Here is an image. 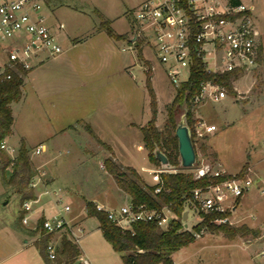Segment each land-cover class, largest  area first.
I'll return each mask as SVG.
<instances>
[{
    "label": "rangeland",
    "instance_id": "1",
    "mask_svg": "<svg viewBox=\"0 0 264 264\" xmlns=\"http://www.w3.org/2000/svg\"><path fill=\"white\" fill-rule=\"evenodd\" d=\"M140 1L142 0H42L44 11L53 9L58 20L65 23V31L58 32L64 51L59 54L63 58L51 57L39 70L31 72L35 80L42 77L43 81L37 84L33 78H28L24 85L25 100L14 104L16 122L13 128L19 138L17 144L21 145V135L25 137L30 156L34 158L48 156L52 158L53 163H62L66 158L74 156V150L69 144L64 148L51 147L41 154L34 152V144L44 133H49L50 136L69 124L73 126L69 130L74 131V135L77 134L75 140L81 141V134L78 132H89V127L86 125L88 121L82 119L86 117L91 119L93 116L94 107L91 100L83 101L84 96L88 97L84 92L89 90V92L94 91L98 97L101 95L99 98L107 99V107L104 109H107L110 126L114 127L116 132L108 130L104 139L113 143L132 142L131 152L137 164L139 166L149 164L146 150H140L136 142L134 144L136 138L131 137L132 133L128 130L126 121L130 113L137 120L135 114L140 116L142 112L144 119L151 117V97L147 85L148 75L151 74L152 86L158 99L157 122L160 128H164L167 105L173 99L176 87L145 41L135 44L130 40L133 34V16L130 8ZM245 1L255 6L253 16L260 32L261 51L258 65L252 71L241 73L234 86L236 84L243 91L250 89L248 92L237 93L236 96L227 92L229 97L219 101L208 100L202 104L200 111L203 117L209 123L216 124L217 129L210 137L198 139L196 146L198 164L207 162L215 166L218 160L219 167L223 166L231 174L246 171L253 164L256 174L251 171L253 169L249 168V171L255 181L250 191L244 195L243 203L237 206L234 214L236 222L233 225L247 224L258 230V233L256 236L250 233L229 239L223 233L204 229L194 242L172 254L174 264L264 263V257L260 254L264 247V192H262L264 189V0ZM101 15H104V19L109 20L111 27L123 36L115 38L107 33V38H104L105 32L99 34ZM75 38L78 39L76 45L72 40ZM103 38L107 39V50L104 49ZM67 56L68 61H65ZM68 75H72L73 82L77 81L81 93L78 92L79 89L75 91L64 84ZM89 86L94 87L95 90H91ZM36 87L41 90L38 94ZM116 134L122 137H114ZM87 135L88 140L82 138V141L90 148L92 154H78V157H75L79 160L76 159L73 163L74 182L68 184L59 181L55 187H49L50 190L58 188L62 190L64 196L62 202L50 194L41 196L42 201L50 196L52 203L55 201L57 204V211L62 204L69 203L71 209L64 212L69 221L81 211L87 213L84 207L86 200L106 202L118 207L125 198V194L117 189L114 179L106 170L104 155L100 150L99 153L93 151L95 147L103 148L107 156L113 157L110 155L111 150L108 147H101L97 139ZM43 140L49 142V139ZM202 144H205V149L202 148ZM18 148L15 147L12 151L15 156ZM115 161L127 167L119 158ZM245 164L247 166H244ZM159 166L161 165H157ZM179 167L183 166L180 164ZM3 177L5 174L0 171V189L4 186ZM65 188L69 191L67 194ZM7 190L9 193L6 199L0 203L3 216L14 220L17 226H20L21 195L15 190ZM7 199L9 201L4 203ZM34 205L36 206L37 203ZM182 221L184 227L192 231L199 218L193 209H189L188 218ZM84 225L87 229L95 231L94 234L97 233L102 237L96 216L86 217ZM96 242L94 237L82 244L84 250L93 258L92 264H124L122 253L116 251L108 240L105 253L103 249L97 248Z\"/></svg>",
    "mask_w": 264,
    "mask_h": 264
},
{
    "label": "built area",
    "instance_id": "2",
    "mask_svg": "<svg viewBox=\"0 0 264 264\" xmlns=\"http://www.w3.org/2000/svg\"><path fill=\"white\" fill-rule=\"evenodd\" d=\"M254 10V4L245 0H142L132 10L133 34L130 40L135 44L145 41L175 87L189 79L198 61H202L206 70L213 73L252 71L258 65L261 51ZM58 25L61 29L65 28L62 21ZM0 46L4 54V57H0V76L7 78L11 77L12 70L29 72L43 60L57 56L64 50L58 33L44 11L42 0H0ZM226 96L227 90L219 82L211 79L201 82L200 92L192 98L197 140L217 128L216 124L209 123L199 114L200 106L208 100L219 101ZM1 147L12 157L15 156L12 154L14 149L4 141ZM44 151L45 143L34 148L37 154ZM193 168L195 178L207 176L210 181L189 192L188 215L189 209H193L199 221L204 218V214H215L212 219L214 223L233 225L239 200L250 191L255 181L250 167L243 173H230L228 177L227 171L214 168L207 162L198 164L197 161ZM176 170L174 165L167 167L162 163L148 170L154 181L151 184L155 186L154 193L164 188L161 173ZM44 173L41 170L36 173L30 185L34 187L36 178ZM124 193V202L118 207L95 202L96 208L104 211L124 231L134 233L136 222L156 223L165 228L175 218L168 205L157 208L145 202L134 203ZM36 199L22 202L24 223L28 222L29 212ZM57 200L62 202V198ZM70 209L71 205L65 203L53 215L43 218L45 234H52L46 244V252L51 260L56 259L64 235L78 243L84 233L82 224L66 218L64 212ZM57 235L60 241H57ZM260 254L264 257V247Z\"/></svg>",
    "mask_w": 264,
    "mask_h": 264
},
{
    "label": "trees",
    "instance_id": "3",
    "mask_svg": "<svg viewBox=\"0 0 264 264\" xmlns=\"http://www.w3.org/2000/svg\"><path fill=\"white\" fill-rule=\"evenodd\" d=\"M101 16L102 21L99 24V28H104L112 37L119 38L123 36L115 33L109 21L105 20L103 15ZM27 73L28 71L20 69L12 70L10 78L0 76V162L3 163L2 169L7 183L18 190L21 194L22 202L26 199L37 198L34 187L30 185L31 180L37 173L30 156V149L22 140L16 156L12 157L1 147V143L13 132L15 118L12 103L20 101L23 97V84ZM240 75L241 71L239 70L221 73L209 72L202 61L196 62L189 79L176 87V93L167 105V118L164 128H160L157 124L158 99L152 86L151 74L148 75L147 85L151 97L152 115L149 121L141 127L144 145L148 150V157L153 163L161 165V161L155 155V149L159 148L167 155L169 162L177 170L162 172L164 188L159 193H154L155 186L146 183L133 166L123 167L112 156L106 157L104 163L106 170L113 176L118 187L126 192L134 203L145 202L149 206L157 208L168 205L174 212L175 218L165 228L159 227L156 223L136 222L134 223L135 232L132 233L129 230L124 231L104 211L98 210L94 201L86 202L88 215L98 218L105 238L116 251L122 252L124 264H173L172 254L194 242L204 229L223 233L229 239H235L237 236L250 233L254 236L257 235L258 230L249 227L247 224L235 226L228 223H214L212 219L215 214H204V218L194 225L192 231L186 229L182 221L184 211L187 208L189 192L197 186L207 184L210 178L207 176L195 178L192 168L179 167V146L176 135L178 119L184 111V104L186 103L188 106L186 120L191 128L193 142L197 150L194 128L196 118L192 111V98L200 92L201 82L209 79L215 80L224 86L230 95L236 96L238 92L235 89L234 80ZM89 129L92 131L90 127ZM107 147L111 150L109 145ZM202 148H206L205 144H202ZM9 166L12 167L10 172L7 171ZM244 166H247V164ZM243 172L240 171V173ZM230 175V173H227L226 177ZM43 218L39 222L42 229ZM51 238V233H44L38 241L40 252L47 263H75L80 255V249L78 244L66 235L61 239L56 259L51 260L48 258L46 244Z\"/></svg>",
    "mask_w": 264,
    "mask_h": 264
},
{
    "label": "crops",
    "instance_id": "4",
    "mask_svg": "<svg viewBox=\"0 0 264 264\" xmlns=\"http://www.w3.org/2000/svg\"><path fill=\"white\" fill-rule=\"evenodd\" d=\"M139 3H137L136 5H133L130 8V13H132V10L134 9V7L137 6ZM46 13L49 16V20L52 23L53 28L55 29V32L61 33V31H65V28L64 29L59 28L58 23L61 21L58 20L56 13L53 9H48V11H46ZM113 29H114L115 33L122 35V33L116 31L115 28H113ZM98 32H99V34H103V32H105L106 36L104 35V38L105 37L107 38V31L104 28H99ZM72 40L74 42V45L78 44L77 43L78 39L75 38ZM106 40L104 42V49L105 50H107V41ZM261 43L262 42L260 40V44ZM105 52L107 53V51H105ZM0 57H4L3 51L1 50V46H0ZM54 57H55V59L56 58L57 59L63 58L61 55H57ZM49 58H51V57H49ZM49 58L43 60L41 63H39L37 66H35L32 70H30L27 73V75L25 76L24 84H23V97L21 98V100H25V94H24L25 83L28 81V78L29 79L33 78V75H31V72L33 70H36V69L39 70V68ZM67 58H68V56L65 57V61H68ZM33 80L37 84H40L43 81L42 77L37 78V80H35L33 78ZM235 81H236V79L234 80V82ZM72 82H73L72 75L71 76L68 75L64 84L66 86H70L72 89H75V91H78V89H79L78 92H80V87H79V84L77 83V81H74L73 83ZM86 82H88V81H86ZM61 84H62V82H61ZM94 84H95V82L93 81V85ZM89 87H91V90H95L94 87H92V86H89ZM235 87H236V90L238 93L248 92L250 89V88H248V89H246V91L240 90L236 86V84H235ZM39 91H41L40 88L36 87V92H37L36 94H38ZM84 94L87 95L88 97L84 96L83 101L89 102L91 100L90 102H92L94 108L92 111L93 116H91L92 120L89 117L83 118L82 120L86 119L88 121V123L86 125L88 127H90L92 129V131H90V129H89V132L87 131V133L79 131L78 133L81 134L80 135L81 141H76L75 139H76L77 134L74 135V133H73L74 131L69 130L70 127H73L72 124H69L68 126H63L59 130L53 132L50 136H49V133H44L41 136L42 138L34 144V147H36L40 143H45L46 144V151H48L51 147L64 148L65 146H67L69 144V146L74 150V156L66 158L62 163H59V162L53 163L52 158H50L48 156H43V157H39V158H34V156L33 157L31 156L32 161L34 163V166L37 170V173L40 170L44 171L45 173L43 175H41L40 178H38V177L36 178L37 184L34 186V191H35L37 199L33 202V209L29 212L28 222L24 223L22 220V216L24 214V211L22 210L21 206L19 207V216H20V222H21L20 226H17V224L15 223L14 220L4 218L3 211H2L3 209L0 206V264H48L47 261L45 260V258L42 256L40 249H39V246H38V241L41 239V237L45 233V230H43L42 227H40L39 222H40L41 218H43L45 216L49 217V216L53 215L57 211L56 210L57 204L55 201L52 203V199L50 198V196L46 197L44 201H42L41 196H47V194H50L52 196H55L56 200L59 198H62V200L64 199L62 190L60 188L50 190L49 187H55V185H58L59 181H62L61 183L66 182L68 184H72L74 182L75 173L73 170H75L74 169L75 166L73 165V163L76 161V159L79 160L78 158H75V157H78V154H87V153L92 154V151L90 150V148L86 147L84 142L82 141V138H84L85 140H88L89 136L87 134H89L91 137L97 139L98 143L101 147L107 148V144H108L111 147V154L110 155H113L114 160H117L119 158L122 162H124L125 166H133L134 168H136L138 170V172L141 174L142 178L146 181V183H148L149 185L154 183V181L152 180L151 174L148 170L153 169V168H157V164L153 163L148 157V150L144 145L143 134L141 131V127L143 125H145L151 117L148 119H144V114L142 112V113H140V116H139V114H135V117H138V120H137L136 118H133V116H132L133 114L130 113L129 118L126 121L128 130L132 133L131 137L134 136L136 138V140L133 141L134 144L136 142L137 148H139L140 150H146V152H147V158H148L149 164L147 166H144V165L139 166L135 160V156L131 152L132 142H129L127 144L125 143V141H121V143H118V142L113 143V142H108L107 140L104 139L105 134H107L108 130H110V132H116L114 127L110 126V122L108 120L109 117L107 115L108 114L107 109H104L105 107H107V99L106 98H99L101 95L98 97L94 91L89 92V90H86L84 92ZM226 97H229V96L227 95ZM20 101L12 103L13 114H14V104L19 103ZM201 106H200V108H201ZM199 114L203 117L201 111ZM14 118H15V116H14ZM15 122H16V119H15ZM210 123H212V122H210ZM157 124H158V122H157ZM75 132L77 133V131H75ZM212 134H213V132H210L205 137H210ZM21 137H22V140L27 145L26 138L23 137L22 135H21ZM114 137L121 138L122 136H119L116 134V136H114ZM45 138L49 139L48 143L44 142L43 139H45ZM18 140H19V138L16 136V133L14 132V128H13L12 134L9 137H7L4 140V142L8 147L15 150V147H20L17 144ZM27 147H28V145H27ZM99 150L101 151L100 153H102L104 155V158L108 157L107 154H105L103 152V148L99 149V148L95 147V149L93 151L95 153H99L98 152ZM46 151H44V152H46ZM219 164L220 163L218 162V160H216L215 166H213V167L218 168V169H223V170L228 172V170L226 168H224L223 166L219 167ZM101 166L103 168L102 163H101ZM256 166L257 165H255V167ZM2 167H3V163L1 162L0 163V171H3ZM249 167L251 169H253V164ZM11 170H12V167L9 166L7 168V171L10 172ZM251 171H254V173L256 174L255 169H253ZM110 176H112V175L110 174ZM112 178H113V176H112ZM2 180L4 182V186L0 189V199H1L0 203H2V201L6 199V196L9 193V191L7 189L15 190L18 192V190L14 186H11L10 184L7 183V179L5 177H3ZM116 186L120 192L125 194L124 191H122L118 187L117 184H116ZM65 192H66V194H67V192H69L67 188H65ZM18 194L21 195L19 192H18ZM243 200H244V196L241 197V199L239 200V205L243 203ZM8 201L9 200L7 199L4 203H7ZM86 202H87V200H86ZM96 202L104 204L106 206L113 207V206L107 204L106 202H100V201H96ZM34 203H37V205L35 206ZM84 207L86 208V204ZM88 216H89L88 213L81 211L79 214H76L71 219L72 222L80 223L84 227V233L82 234L79 242L77 243L79 246V249H80V255H79L78 259L76 260V262L71 263V264H92L93 258H91V255L88 252H86V250H84V248L82 247L83 246L82 244L84 241L86 243L89 240H92L94 237H96V240H97V242L95 244L97 246V248L103 249L104 253L107 252V239L105 238L103 231L100 227L99 220H98V228L100 229V231L102 233V237L100 235H97V233L94 234L93 232H95V231H92V230H89L86 228V226L84 225V222L86 220V217H88ZM56 239H57V241H60L59 235L56 236ZM261 264H264V263H261Z\"/></svg>",
    "mask_w": 264,
    "mask_h": 264
},
{
    "label": "water",
    "instance_id": "5",
    "mask_svg": "<svg viewBox=\"0 0 264 264\" xmlns=\"http://www.w3.org/2000/svg\"><path fill=\"white\" fill-rule=\"evenodd\" d=\"M187 112H188V106L185 103L184 111L181 113L178 119L176 135L178 137L180 164L183 167H193L197 164L198 154L195 144L193 142L191 128L187 124V120H186ZM155 155L164 166L169 167L171 165L167 155L159 148L155 149ZM187 218H188V211L185 210L183 214V219H187Z\"/></svg>",
    "mask_w": 264,
    "mask_h": 264
}]
</instances>
